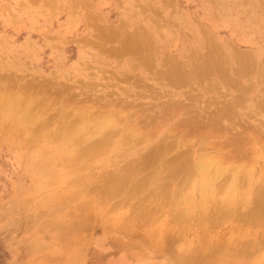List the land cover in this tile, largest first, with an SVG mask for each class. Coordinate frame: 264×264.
Instances as JSON below:
<instances>
[{
    "label": "bare ground",
    "instance_id": "obj_1",
    "mask_svg": "<svg viewBox=\"0 0 264 264\" xmlns=\"http://www.w3.org/2000/svg\"><path fill=\"white\" fill-rule=\"evenodd\" d=\"M133 1L137 4L145 0L130 3ZM221 1L213 16L224 19L229 9ZM58 2L59 10L73 21L81 11H88L87 0ZM255 2L250 30L264 28V1ZM131 4L129 14L133 11ZM151 5H160L158 9L167 11L166 3L163 6L156 0L145 1L142 7L133 5L145 30L133 15L128 22L120 19L112 25L97 13L92 15L91 10L86 18H90L93 28L89 30L93 33L73 45L61 40L64 43L57 48L54 70L48 73L40 70L42 60L33 42H24L27 46L23 47L29 49L24 60L19 55L6 54L10 60L0 65V132L12 131L17 136L26 133V143L45 138L44 148L52 151V141L59 139L60 155L44 153L43 161L52 165L120 166V170L128 166L114 176L109 173L112 178L106 176L103 182H82L84 189L79 193H119L127 183L134 184L131 190L144 192L150 179L149 186L157 200L143 206L142 216L162 212L161 201L163 196L169 197L165 193L170 188V193L180 198L175 210L177 219L186 214H211L209 224L218 225L219 220L236 219L241 213V225L264 224V50L248 42L249 51H237L226 39L211 38L200 39L195 51L178 50L173 54L168 48L176 45L175 39L169 42L160 34L174 35L176 29L162 23ZM88 22L87 26H91ZM210 27L221 33L218 25ZM73 58L75 61L68 65ZM214 129H221L227 136L217 131L221 133L218 141L207 140ZM187 132L205 135L196 144L184 140ZM248 159L251 164H243ZM256 166H263L260 181L255 179ZM142 170L149 176H138ZM189 197L193 204L180 208ZM198 198L205 202L196 208ZM236 201L246 203L244 212L239 213L242 205ZM248 214L256 218H248ZM239 226H231L230 231L239 230Z\"/></svg>",
    "mask_w": 264,
    "mask_h": 264
},
{
    "label": "rangeland",
    "instance_id": "obj_2",
    "mask_svg": "<svg viewBox=\"0 0 264 264\" xmlns=\"http://www.w3.org/2000/svg\"><path fill=\"white\" fill-rule=\"evenodd\" d=\"M39 1L0 0V65L4 66L6 59L10 60L6 54L19 55L24 60L29 55V49L24 48L27 46L24 42L28 41L36 44L34 51H38V59L42 60L40 70L45 69L46 73L54 70L53 59L58 57L62 43L70 41L73 45L84 41V36L88 39L93 33L89 30L92 27L88 18L91 10L92 15L96 16L97 13L102 20L112 25L118 24L120 19V22H128L130 15H133L131 17L136 18V23L145 30L144 24L140 23L142 17L138 16L133 5L142 7L148 0L137 4V1L131 4V0H87L88 11L85 14L81 11L75 21L68 18L65 11L59 10L58 0L50 1L54 4L45 0L46 6L42 2L44 0ZM156 1L163 6L166 3L167 11L163 12L161 8L158 9L160 5L153 4L151 9L155 16L162 23H168L176 29L174 35L169 33L165 36L164 32L160 34L161 39L166 38L169 42L175 39L176 45L168 48L173 54L178 50L195 51L200 39L211 38L226 39L237 51H249L248 42L264 50V28L250 30L249 19L252 10L256 9L255 0ZM220 1L229 9L224 19L213 16ZM257 1L262 4L264 0ZM129 3L133 9L131 14ZM168 13L171 14L170 18L166 17ZM92 15L90 17L93 19ZM87 22L91 26H87ZM212 24L218 25L220 34L211 29ZM256 24L259 25L260 20ZM45 42L51 43L55 49L45 46ZM73 52L76 53V48ZM74 61L75 58L68 65ZM4 124L7 121L4 120ZM216 129L213 135H208L207 140L218 141L221 133L227 136L221 129L217 130L221 131L218 135ZM184 135L185 141L197 144L205 134L187 132ZM27 138L26 133L17 136L12 131L0 132V264H208L210 261H222L223 264H264V224L247 226L240 223V212L246 210L243 208L246 203L235 202L242 205L239 210L241 217L237 214L236 219L219 220L218 225L209 224L213 218L211 214L203 216L205 218L198 213L186 214L177 219L175 210L178 209L180 198L170 193L168 188L165 193L169 195L168 199L163 196L161 201L164 204L162 212L142 216V211H145L143 206L157 200L153 194L154 189L149 186L152 183L150 179L144 192H138L135 188L131 190L134 184L127 183L123 192L119 193L107 190L100 195L90 190L79 193L84 189L82 182H103L109 173L114 176L120 166L52 165L50 161H43L44 153L47 151L55 157L60 155L61 150L57 148L60 145L59 139L52 141L51 147H55L52 151L44 148L45 138L26 143ZM250 162L248 159L242 163L250 165ZM256 167L255 179L260 181L263 166ZM144 173L149 176L146 170L138 176L142 177ZM246 188L245 185L241 194ZM136 192L139 194L136 195ZM188 200L180 208L193 204L191 197ZM204 202L198 198L194 202L195 207ZM247 217L256 218L249 214ZM234 225H240V229L231 232L230 227ZM227 232H230V236Z\"/></svg>",
    "mask_w": 264,
    "mask_h": 264
}]
</instances>
